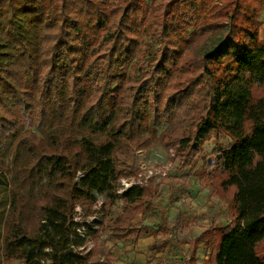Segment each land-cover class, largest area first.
<instances>
[{"label":"trees","instance_id":"trees-1","mask_svg":"<svg viewBox=\"0 0 264 264\" xmlns=\"http://www.w3.org/2000/svg\"><path fill=\"white\" fill-rule=\"evenodd\" d=\"M263 5L264 0H154L151 6L146 0H0V152L13 132L32 125L64 89L85 117L102 129L115 120L128 138L148 121L169 123L165 146L175 151L181 169L214 141V160L203 156L195 176L210 200L231 199V225L212 224L196 240L214 248L207 264H264ZM147 36L159 48L136 79L127 70ZM90 69L100 85L85 75ZM91 85L96 91L85 93ZM54 105L62 108L58 101ZM223 136L227 146L219 144ZM115 150L111 141L84 138L67 152H46L42 163L61 193L40 205L35 229L14 220L4 240L6 262L92 264V252L79 250L85 237L77 232L82 225L74 218L76 207L84 210L100 194L110 208L123 200L132 221L146 196L144 185L119 193L121 159ZM85 213L91 214L89 208Z\"/></svg>","mask_w":264,"mask_h":264},{"label":"rangeland","instance_id":"rangeland-1","mask_svg":"<svg viewBox=\"0 0 264 264\" xmlns=\"http://www.w3.org/2000/svg\"><path fill=\"white\" fill-rule=\"evenodd\" d=\"M100 1L118 3L120 0ZM153 1L146 0L149 6ZM208 12L202 17H207ZM260 21L259 31L264 35V5ZM217 35L208 43L215 41ZM158 48L159 45L147 36L127 72L136 79L142 77V65L154 59ZM85 75L101 84L95 70L90 69ZM88 91H96V86L91 85L85 93ZM54 101L60 102L62 108L55 106ZM85 115L84 108L73 107L64 89L61 96L50 101L46 111L37 115L32 125L13 132L1 148L0 264H23L6 262L4 258V240L13 231L14 220L35 229L40 205L52 202L54 194L61 193L52 184L42 163L46 152H67V147H77L84 138L95 144L111 141L116 146L115 154L121 159L118 161L119 193L133 185L147 188L141 213L132 221H129L130 212L125 210L123 200L110 208L104 195L97 194L95 203H86L91 211L89 215L85 213L87 208L76 207L74 218L82 225L77 232L85 237L79 250L84 254L92 252L91 263L207 264L214 248L207 245L206 239L200 242L196 239L212 224L225 227L231 225L232 219L229 213L231 199L210 200L209 189L195 176L203 156L214 160L210 154L216 143L208 142L191 165L181 169L175 151L165 146L171 130L169 123L154 125L148 121L137 135L128 138L120 134L115 120L102 129ZM229 143L225 136L220 138L221 146ZM84 222L89 225L90 235L84 231Z\"/></svg>","mask_w":264,"mask_h":264}]
</instances>
